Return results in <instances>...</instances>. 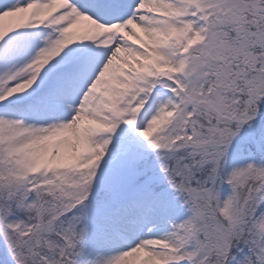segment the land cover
Here are the masks:
<instances>
[{
	"label": "snow or ice",
	"instance_id": "obj_1",
	"mask_svg": "<svg viewBox=\"0 0 264 264\" xmlns=\"http://www.w3.org/2000/svg\"><path fill=\"white\" fill-rule=\"evenodd\" d=\"M0 264H264V0H0Z\"/></svg>",
	"mask_w": 264,
	"mask_h": 264
}]
</instances>
